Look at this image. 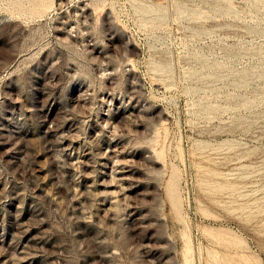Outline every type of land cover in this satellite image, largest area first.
<instances>
[{
    "label": "rangeland",
    "instance_id": "rangeland-1",
    "mask_svg": "<svg viewBox=\"0 0 264 264\" xmlns=\"http://www.w3.org/2000/svg\"><path fill=\"white\" fill-rule=\"evenodd\" d=\"M0 264H264V0H0Z\"/></svg>",
    "mask_w": 264,
    "mask_h": 264
}]
</instances>
